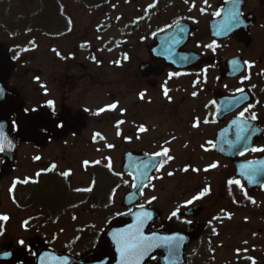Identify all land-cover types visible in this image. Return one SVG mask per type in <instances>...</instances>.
<instances>
[{
  "label": "flooded vegetation",
  "instance_id": "flooded-vegetation-1",
  "mask_svg": "<svg viewBox=\"0 0 264 264\" xmlns=\"http://www.w3.org/2000/svg\"><path fill=\"white\" fill-rule=\"evenodd\" d=\"M245 3L246 8H250L245 9L246 13L250 12L256 19L255 27L250 32L253 43L250 48H246L237 42L235 36L220 43L223 45L218 56L221 66L204 65L198 70L191 71H174L167 68L159 75L144 78L139 72H137L139 75L136 74L135 70L142 60L150 61L149 57H145L144 44H142L143 48L136 51L134 62L127 65L120 75L121 80L119 79L118 82L121 88L114 92L115 83L109 71L113 59L107 58L104 54L110 52L97 49L96 19L88 18L82 23L78 20L79 25L74 29L80 32L82 41L90 43L92 48L81 50L48 48L41 66L26 68L15 66L7 81L8 88L20 98L27 100V108L30 112L40 110L59 117L61 136L50 140V143L55 144L43 149L62 153V160L67 164V169L76 173L75 170L80 167L84 157L79 155L83 148L82 143L92 146L94 141L97 144L99 132L108 146L115 145L119 151L136 147L134 143L128 144L124 141L125 137H129L125 124L130 120V103L125 97L128 93L122 94L126 84L131 85L132 82H136L137 100L132 105L136 112L131 114V119L142 123L152 118L159 122V129L165 127L161 123L168 120H177L183 126V129L174 130L170 125L165 132L166 139L163 141L157 138L153 145L156 150H168L171 168L177 173L172 179L178 187L186 183L183 195L179 196L186 201L185 207L201 205L205 210L203 217L197 220L177 217L174 219L176 227L193 232L195 237L205 236L206 210L208 211L209 207L218 202L212 197H219L222 202L230 205L232 200L239 206L241 192L245 187L241 183L239 185L229 183L238 179L233 163L215 153L218 132L235 120L259 122L263 129V138L253 149H264V0H250L249 6L248 0H245ZM167 4L173 16L172 20L178 18L177 21L184 20L194 26L187 50L196 48L198 41L204 42L209 31L201 29L198 25L205 18L200 16L199 2ZM223 5L224 2L219 4V13ZM239 57L243 58L246 65L245 74L237 79L220 76L221 70L232 68L227 66L226 62ZM152 63L155 66L161 64L158 61ZM102 88H105L106 101L111 106L99 111L98 95ZM242 94H247L251 102L235 109L234 106L223 101L222 112L219 113L218 98L227 99ZM114 111L121 118H115ZM253 115L256 119H252ZM99 126L104 131L99 130ZM235 128L240 133L249 135L257 125H246L244 129L235 125ZM112 136L117 144L110 141ZM226 144L231 147L233 142L227 141ZM253 149L245 152L239 159L248 162L264 156V151H253ZM110 161L112 162L110 166L117 163L113 158ZM181 170H183L182 174ZM220 172L224 175L221 180L215 178ZM43 181L57 185L60 183L56 179ZM43 181L38 182L43 186L49 184ZM52 190H55L54 187ZM35 198L50 201L47 208L55 219L51 225L44 227L71 229V224L57 225V220L66 218L68 221L73 214V228L80 234L78 218L81 214L82 200L79 196L51 192ZM92 199L94 201L92 205H96V196H92ZM221 212L230 217L226 210L223 209Z\"/></svg>",
  "mask_w": 264,
  "mask_h": 264
},
{
  "label": "rangeland",
  "instance_id": "rangeland-1",
  "mask_svg": "<svg viewBox=\"0 0 264 264\" xmlns=\"http://www.w3.org/2000/svg\"><path fill=\"white\" fill-rule=\"evenodd\" d=\"M189 1H197V2H203V0H189ZM217 2L219 0H209ZM106 2L103 5H99L95 8V16L97 17V30L100 28V30L97 31V46L102 47L103 41H108L110 38L113 39H119L121 38L122 29L125 28L127 25H130L137 20H141L140 18L144 15H147V10L155 6L154 0H104ZM250 0H248V6H249ZM34 1H31L27 6H22L20 8L10 6L13 14L20 15L22 13L26 14L28 12H32L34 10ZM199 6V5H198ZM64 7V6H63ZM9 9V8H8ZM89 9H86L83 4L78 3L76 0H67V5L64 7V13L65 15L69 16L72 19H77L81 23L88 19L86 12L88 13ZM214 10V4L208 3L207 6V12H212ZM172 15V14H171ZM171 15H165L162 16L161 21H167L171 19L173 16ZM155 17L150 18L152 23H155V25L158 22H155ZM206 20H203L201 22V29H204V26H202V23L206 25ZM134 28L136 27L137 23H134ZM165 24V23H163ZM102 27V29H101ZM132 29V28H131ZM5 29L3 26H0V44L4 45L6 47H9L10 44H8L5 39H11L10 36H6L4 33ZM40 33L37 34V39L41 40ZM135 47L133 49V54L137 55V41L132 42ZM150 43V40L147 39L145 41L146 46ZM207 43V42H203ZM141 49V48H139ZM147 56V55H146ZM45 58V50H41L38 53V60L37 64H43V59ZM122 73L120 71H113L112 76L113 80H119L120 75ZM136 82H132L131 85H127L125 89L122 90V94H127L129 91L131 93L135 92L137 89ZM120 87H116L113 89V91H118ZM100 92H105V88H102ZM153 94H156L153 92ZM135 101V98L133 96L127 97V102L132 103ZM109 104L108 101L102 96L100 98V101L98 102L97 107L100 108L102 105ZM136 110V109H135ZM133 110L132 113H135L136 111ZM130 117V116H129ZM140 121H128V124L126 127L128 128V131L131 132L132 128H136V124H144L145 128H147V131H144V133L141 135V140L134 139V144L136 147L140 148L143 147L145 150L149 152H153L157 148H154L153 142L157 138H161L163 141L166 139L165 132L170 128V125L175 129H183V126L181 123L177 120H168L164 121L161 124H163L165 127L162 129L158 128L159 122L148 118L142 123H139ZM130 124V125H129ZM99 130L104 131L101 129V126L98 127ZM110 141H113L117 144L115 138L110 137ZM83 148L81 153H79L80 156H86V159L93 160L95 158H99L101 156V152L94 149V147H87L82 143ZM101 145V144H99ZM175 148V147H174ZM176 150V149H175ZM87 151L88 153H86ZM123 152L116 151L112 154L113 158H118V162L121 158ZM38 154L36 151H32L28 146L26 145H19L18 153H17V170L13 177H17L19 179H24L25 177L32 176L31 171L34 166H39L41 163H47L51 160H56L58 157V153L56 151H51L47 149L46 151L42 152L43 159L35 163L33 165L31 157L33 155ZM59 170H64L62 164L58 163ZM41 168V167H38ZM115 169L119 170V163L115 164ZM164 173H168V170H165ZM224 175L220 172L215 176V178L220 179ZM72 181H76L79 184H82L81 187H87L89 183V178L85 174L83 170L77 171L74 173V176L71 177ZM8 185V181L3 184V193L5 191L6 186ZM131 186V185H130ZM178 187L176 183L172 184L171 182H166L164 179L159 183V185L156 183L152 188L149 189V191L146 193V198H148L149 203H152L154 201V197L157 196L159 200H157L152 206L154 209L158 210L161 213V218L159 222L163 223L167 221L169 213H171L174 209H176V205L173 202H170V198L173 199L175 196V193L179 192L181 189L177 192H175V188ZM185 188V186H184ZM158 192L159 195H158ZM124 194L123 189H119L116 194V200H117V208L120 205L121 198ZM255 204H247V208L244 206L242 211H239L235 205H231L230 212L232 213L233 219H234V226L224 230L222 235H224L223 238H221L220 235H218L215 239L212 240V243H208L206 240H200L197 241L198 244H192L191 248L189 249L188 253L192 254V257H197V250H194L195 248L199 249L201 248L202 251H205L204 258L199 260V257L195 258L193 260V264H202L203 261H207V264H238L240 260L243 257H246L248 255H253L255 259V263L257 264V260L260 261L261 257L264 255V193H259L255 197ZM102 197L96 196V200H102ZM19 204L23 205V197H19ZM9 204V201L7 200L6 196L3 194V202H2V213H8L12 216L11 221L7 224L6 230L7 233H2L0 237V244L5 237L8 241L11 239L12 246L16 248L26 249L31 253V246L32 238L30 236L32 235L31 232L28 231L26 220L29 217H32V214H34V210H18L17 207H13ZM226 207H228L227 204H225ZM114 210V209H113ZM213 211V209H209V213ZM240 214V215H239ZM239 216V217H238ZM93 220L92 217H90L89 214H84L81 217V225H82V232H81V239L83 238L82 242V249L81 254L87 250H85V241L89 240L90 234H93L92 230L89 228V223ZM97 221V220H96ZM98 222V221H97ZM225 225H227V221L224 222ZM30 225V224H28ZM222 225V224H221ZM220 225V227H221ZM219 227V228H220ZM87 229V231H85ZM86 232V233H85ZM42 234V233H40ZM47 236L53 235L49 233H43ZM38 235V234H36ZM71 239H67V238ZM74 237V233L71 232L65 235V243L69 240H72ZM87 238V240L84 239ZM44 238V237H43ZM41 239V238H40ZM23 241V243H21ZM207 245H212L211 248L205 249ZM205 249V250H204Z\"/></svg>",
  "mask_w": 264,
  "mask_h": 264
},
{
  "label": "water",
  "instance_id": "water-1",
  "mask_svg": "<svg viewBox=\"0 0 264 264\" xmlns=\"http://www.w3.org/2000/svg\"><path fill=\"white\" fill-rule=\"evenodd\" d=\"M214 25V24H213ZM212 25V26H213ZM216 30L213 28V35L215 34ZM185 41H183L184 43ZM158 43V42H157ZM159 44V43H158ZM181 42H177L175 44H172V49H174L177 45V47H180ZM202 62V61H201ZM191 63V62H190ZM8 57L7 54L0 50V77H1V93H0V157H4L6 159V164L2 168V171H4L6 168H8L11 164V160L15 154L16 151V144L15 140L12 137L10 128H9V117L12 109L15 107L13 100H8L7 94L5 96L4 94V78L8 73ZM183 67V66H181ZM7 68V69H6ZM47 117L44 116H20L17 121L20 127V132L25 134H31L32 133L36 136V138L40 137L38 134H36V126L38 124H43L47 122ZM32 129L31 133L30 130ZM28 140V139H26ZM150 170H147L146 173H148ZM142 174V173H141ZM137 177V185L133 192H131L129 195L125 198V205L131 206L137 200H139L141 196V192L147 181L149 180V177H141L138 174H135ZM127 202V203H126ZM143 214H136L132 217H130V220L133 218L136 221H139L143 219ZM129 220L123 219L116 221L110 226V230L103 235L102 238V245L99 248V250L96 253H91L88 256H86L81 263H73V264H126V257L122 255L121 253V244L118 243V240H121L122 238L128 237L127 231L123 228V226H128ZM149 232V231H148ZM148 252V250H147ZM148 254V253H147ZM12 256V262L19 261L22 256L19 252H13L11 254ZM5 261V259H3ZM146 260V258H145ZM0 260V264H7ZM138 258L134 257L130 260H127V264H139ZM148 261H146L145 264H148ZM158 264H165L164 261L159 262Z\"/></svg>",
  "mask_w": 264,
  "mask_h": 264
},
{
  "label": "snow or ice",
  "instance_id": "snow-or-ice-1",
  "mask_svg": "<svg viewBox=\"0 0 264 264\" xmlns=\"http://www.w3.org/2000/svg\"><path fill=\"white\" fill-rule=\"evenodd\" d=\"M186 2H187V0H186ZM216 15L219 16L220 13L217 12ZM231 18L233 21H235L237 19L235 15H233ZM209 47H211V45H209ZM165 94H167V92H165ZM113 107H115V106H113ZM241 115H243V113H241ZM252 119H256V117L253 115ZM141 131H145V129L141 128ZM239 138L240 137H238V139ZM167 151L168 150L165 149L164 153H157L156 155L157 156L166 155ZM253 151H264V149H253ZM85 163H87V162H85ZM145 167H147V165H145ZM213 167H215V165H213ZM69 174L70 173H64L63 175L67 176ZM170 175H171V173H170ZM229 183L239 185L240 181L234 180V181H230ZM87 190L90 191L91 189H87ZM197 198H199V197H197ZM141 207H143V205H141ZM173 215H175V213ZM7 219H8V217H6V216H0V220H7ZM132 238L135 239L134 243L129 242L130 239H132ZM21 243H23V241H21ZM118 243L121 244L120 250H121L122 255H124L126 257V264H127V260H130L131 258H134V257L140 255L141 252L145 248L144 238L139 236L138 230H137V233L133 234V237L122 238L121 240H118Z\"/></svg>",
  "mask_w": 264,
  "mask_h": 264
},
{
  "label": "trees",
  "instance_id": "trees-1",
  "mask_svg": "<svg viewBox=\"0 0 264 264\" xmlns=\"http://www.w3.org/2000/svg\"><path fill=\"white\" fill-rule=\"evenodd\" d=\"M36 1H38L39 5H40V10H42L46 6V4L44 3V1H50V0H36ZM37 16L38 17H41V12Z\"/></svg>",
  "mask_w": 264,
  "mask_h": 264
}]
</instances>
